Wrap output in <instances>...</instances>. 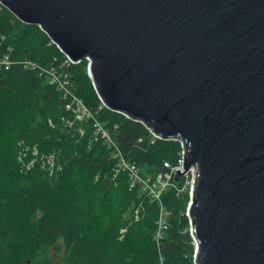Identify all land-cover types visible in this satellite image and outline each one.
<instances>
[{
  "label": "water",
  "instance_id": "obj_1",
  "mask_svg": "<svg viewBox=\"0 0 264 264\" xmlns=\"http://www.w3.org/2000/svg\"><path fill=\"white\" fill-rule=\"evenodd\" d=\"M107 108L183 142L196 264H264V0H0Z\"/></svg>",
  "mask_w": 264,
  "mask_h": 264
},
{
  "label": "trees",
  "instance_id": "obj_2",
  "mask_svg": "<svg viewBox=\"0 0 264 264\" xmlns=\"http://www.w3.org/2000/svg\"><path fill=\"white\" fill-rule=\"evenodd\" d=\"M4 55L10 64L0 66V264H52L53 248L60 264H196L185 214L188 192L162 193L169 225L157 244L158 203L140 186L130 188L126 171L114 172L113 147L94 135L93 120L73 121L59 91L20 63L47 65L61 52L38 25L21 22L2 5ZM69 73L74 93L130 162L154 173L162 160L174 159L177 141L148 144L142 123L106 107L97 110L101 102L84 59ZM50 155L61 166L53 175L40 164Z\"/></svg>",
  "mask_w": 264,
  "mask_h": 264
},
{
  "label": "built area",
  "instance_id": "obj_3",
  "mask_svg": "<svg viewBox=\"0 0 264 264\" xmlns=\"http://www.w3.org/2000/svg\"><path fill=\"white\" fill-rule=\"evenodd\" d=\"M2 4L0 3V7ZM57 47V46H56ZM59 49V47H57ZM60 57H53L52 61L43 65L35 61H21L24 68H29L35 70L40 77H44L49 84L56 88L57 91L61 94L62 99L65 101V108L73 114V121H84L87 119L93 120V125L95 127L94 135H100L102 138L106 139L109 145L113 147V157L116 158V165L114 172L117 174L120 171H126L128 173L129 187L133 188L137 185L140 186L141 191L149 197L151 200L158 203V216L156 219V229L154 232V239L158 244L162 239L165 230L168 228L169 221L168 215L169 211L165 208L161 202L162 193L167 188H173L177 194H181L183 191L188 192L189 201L192 194V186L195 179L196 167L190 166L187 170L182 171L178 181H174V176L171 171L173 169L180 170L183 167V142L182 140L175 136L171 138H162L160 135L155 134L149 126L144 124L141 121L144 128L147 130V142L148 144H153L156 139L164 140H174L179 143V148L176 151V156L173 160H162L160 168L158 171L151 173L145 168H140L136 163L130 162L124 153L120 150L118 145L112 139L111 134L108 130L105 129L103 123L95 119L91 110L83 103V101L74 93V86L70 78L69 68L72 65H75L80 62V60L73 61L67 54H65L61 49ZM86 61V67L89 68L90 61L88 58H84ZM10 64L9 58L7 55H4L0 58V66L8 68ZM88 72V71H87ZM100 99V98H99ZM101 104L97 107V110H100L102 107L107 106L100 100ZM118 112V111H117ZM124 115L126 118H129L123 112H119ZM72 121V122H73ZM137 121V120H136ZM70 122V121H67ZM116 128V124L114 125ZM79 131L82 134L84 129L79 127ZM138 142L143 140V137H139ZM33 153L36 154L37 150L34 149ZM185 175V176H184ZM188 175H191L188 178ZM184 176V178H183ZM180 183V185H178ZM188 201V203H189ZM187 203V205H188ZM143 207L139 204L133 211V219L135 221L141 218V212ZM185 214L187 215V208ZM189 220V218H188ZM190 225V222H189ZM126 228H120V233H124Z\"/></svg>",
  "mask_w": 264,
  "mask_h": 264
},
{
  "label": "rangeland",
  "instance_id": "obj_4",
  "mask_svg": "<svg viewBox=\"0 0 264 264\" xmlns=\"http://www.w3.org/2000/svg\"><path fill=\"white\" fill-rule=\"evenodd\" d=\"M68 124V126H72L73 125V122L70 121V122H66ZM78 130H79V127H78ZM80 132V131H79ZM81 134V133H80ZM83 134V133H82ZM28 149V148H26ZM33 153V152H32ZM34 154V153H33ZM36 155V154H34ZM55 155H50L48 156L44 161L40 160V164H41V167L43 169H45L46 171H48V173L50 175H53V174H56L60 169H61V166L58 165L57 163V159L54 158ZM35 159V158H34ZM33 161H31L32 163ZM182 175V173L180 174V176ZM179 176V178H180ZM185 176V175H184ZM183 176V178H184ZM191 175H188V178H190ZM179 180V179H178ZM177 180V181H178ZM178 185H180V183H178ZM183 192H187V191H183ZM189 201V200H188ZM187 208V207H186ZM51 259H52V264H60L58 262V253H57V249L53 248L52 251H51Z\"/></svg>",
  "mask_w": 264,
  "mask_h": 264
},
{
  "label": "bare ground",
  "instance_id": "obj_5",
  "mask_svg": "<svg viewBox=\"0 0 264 264\" xmlns=\"http://www.w3.org/2000/svg\"><path fill=\"white\" fill-rule=\"evenodd\" d=\"M55 158V157H54Z\"/></svg>",
  "mask_w": 264,
  "mask_h": 264
}]
</instances>
